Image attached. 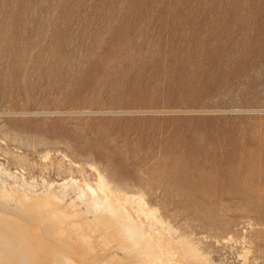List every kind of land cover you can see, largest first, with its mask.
Masks as SVG:
<instances>
[{
  "label": "rangeland",
  "instance_id": "1",
  "mask_svg": "<svg viewBox=\"0 0 264 264\" xmlns=\"http://www.w3.org/2000/svg\"><path fill=\"white\" fill-rule=\"evenodd\" d=\"M91 166L215 264H264V0H0V177Z\"/></svg>",
  "mask_w": 264,
  "mask_h": 264
},
{
  "label": "bare ground",
  "instance_id": "2",
  "mask_svg": "<svg viewBox=\"0 0 264 264\" xmlns=\"http://www.w3.org/2000/svg\"><path fill=\"white\" fill-rule=\"evenodd\" d=\"M91 167L95 185L72 177L39 192L2 174L0 264H215L143 196L113 190Z\"/></svg>",
  "mask_w": 264,
  "mask_h": 264
}]
</instances>
